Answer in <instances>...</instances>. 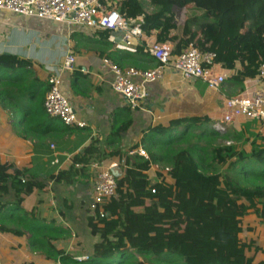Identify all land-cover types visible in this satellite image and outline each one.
<instances>
[{
  "label": "trees",
  "instance_id": "obj_1",
  "mask_svg": "<svg viewBox=\"0 0 264 264\" xmlns=\"http://www.w3.org/2000/svg\"><path fill=\"white\" fill-rule=\"evenodd\" d=\"M112 1L123 17L143 18L145 35L154 33L156 42L169 39L173 56L183 54L191 44L201 53H212L213 63L235 72L232 82L240 86V92L243 82L254 78L264 64V0H148L155 8L152 13L144 11L142 0ZM178 11L182 21L177 20ZM109 35L106 30L91 34L96 37L91 41L98 46L100 56L121 68L146 70L149 64L157 65L142 46L133 53L113 49ZM28 67L24 59L0 55L1 71L19 73L8 78L28 77ZM45 92L37 99L38 108L41 105L46 115L42 118L44 127L50 118L43 107ZM211 124L206 116H199L171 120L166 126L150 125L139 143L147 159L114 150L118 159L125 156L126 169L117 179L116 197L101 205L106 215L88 217L90 233L98 241L86 260H76L72 253L54 246V242L71 237L68 229L43 218L38 206L31 211L22 208L25 197L43 192L44 184L33 176L26 178L22 169L9 173L12 167L0 160V235L24 237L28 248L51 264H146L144 260L150 264H264L259 259L263 254L261 233L247 239L243 227L247 218L264 221V184L240 187L228 176L205 169L199 143L179 146L192 131H200L195 136L198 141L216 137L218 134L209 129ZM60 125V129H71ZM130 126V118L113 122L107 142L118 144ZM244 136L242 131L238 134L239 138ZM250 145L249 153L231 145L215 147L211 163L224 167L260 160L264 165V136H254ZM153 164L169 167L172 180L155 184L154 194L148 179ZM256 174L264 179V167ZM8 195L12 199L2 202ZM138 206L144 207L143 213L132 210ZM246 232L252 230L248 227Z\"/></svg>",
  "mask_w": 264,
  "mask_h": 264
},
{
  "label": "crops",
  "instance_id": "obj_2",
  "mask_svg": "<svg viewBox=\"0 0 264 264\" xmlns=\"http://www.w3.org/2000/svg\"><path fill=\"white\" fill-rule=\"evenodd\" d=\"M91 34L78 26L0 13V55L24 59L30 70V75L22 80L8 78L12 72L0 70V160L12 167L9 173L15 168L22 169L26 171V178L33 176L44 184L43 192L35 191L25 197L22 208L31 211L38 206L43 218L68 229L71 237L57 241V244L70 243L71 239L76 242L75 248L70 245L69 250L75 252V256L81 252V256L75 258L89 255L98 241L87 225L88 217L92 215L89 210L94 176L91 165L100 161L106 166L119 162L121 158L114 153L117 148L125 155L130 150L140 149L142 132L150 125L166 126L171 120L206 116L213 123L209 125L210 131L216 132L213 126L222 120L224 101L240 93V86L232 82L235 72L220 65L216 71L227 79L218 92L208 89L200 81L180 79L168 69L162 80L147 84L148 97L143 109L130 110L125 100L110 89L111 76L103 75L101 70V60L105 56L96 52L98 46L91 41L95 37ZM116 37L120 35L116 34ZM145 37L146 43L139 45L143 49L145 44L156 41L154 33ZM64 45L75 54L76 68L72 73L61 75V89L77 116L87 123L83 129H60V122L53 118H49L44 127L42 118L46 115H43L41 105L38 108V96L48 88L47 77L60 71ZM111 45L113 49L130 53L138 47ZM94 46L95 52L91 51ZM154 67L149 64L147 69ZM128 118L131 126L121 134L119 143L109 144L107 137L112 123ZM228 126L233 128L235 136L242 131L251 141L256 135L264 136L261 124L255 120L238 117L225 127L226 131ZM34 127L37 129L32 130ZM42 129L44 131L40 133L38 130ZM135 145L138 147L132 149ZM125 169L118 168L119 178L123 177ZM148 179L152 184L158 182L155 176ZM132 210L141 214L144 207ZM82 227H86L92 239L85 241L80 236L77 229L84 235ZM248 227L252 232L245 229L247 239L261 233L259 246L263 254L259 259L264 261V221L251 218Z\"/></svg>",
  "mask_w": 264,
  "mask_h": 264
},
{
  "label": "built area",
  "instance_id": "obj_3",
  "mask_svg": "<svg viewBox=\"0 0 264 264\" xmlns=\"http://www.w3.org/2000/svg\"><path fill=\"white\" fill-rule=\"evenodd\" d=\"M1 12L78 26L91 33L106 30L110 33L108 41L120 48L137 47L145 42L146 38L141 30L143 18L123 17L116 10L112 0H0ZM116 34L120 37H116ZM64 46L60 71L50 74L46 79L48 88L43 107L50 118L59 120L67 127L83 129L87 123L77 116L71 102L61 89V75L72 73L76 68L75 54L68 45ZM144 50L156 61L157 65L154 68L146 70L134 67L121 68L107 57L101 60L103 75L111 76L110 89L125 100L130 110L143 109L148 97L147 84L162 80L164 72L168 69L180 79L200 81L208 89L216 92L223 87L227 79L225 75L216 71L217 64L213 63L214 55L201 53L192 44L179 56L172 55L169 39L165 42H149L145 44ZM82 72L86 71L82 69ZM223 111L221 122L213 126L220 134H224L225 127L238 117L258 121L264 131V64L259 66L254 78L243 82V90L239 94L224 101ZM135 155L148 158L141 148L127 152V156ZM120 166L126 167L124 158L107 166L101 161L91 165L94 176L89 210L92 215L96 213L100 217L106 215L101 205L104 201L116 197L117 179H119L117 170ZM150 171L158 180L155 184L163 180L172 182L168 174L169 167L153 164ZM155 184L150 185L152 194L155 193ZM75 259L86 260L87 257Z\"/></svg>",
  "mask_w": 264,
  "mask_h": 264
},
{
  "label": "rangeland",
  "instance_id": "obj_4",
  "mask_svg": "<svg viewBox=\"0 0 264 264\" xmlns=\"http://www.w3.org/2000/svg\"><path fill=\"white\" fill-rule=\"evenodd\" d=\"M141 2L143 4L144 11L146 13L149 12L152 13L151 11L155 9L153 6L150 5L148 0H142ZM183 18L184 17L182 15V12L178 11L177 20L182 21ZM91 51L95 52V46L91 49ZM199 133L200 131H192L191 133H188L187 139L184 140L179 146L181 148H186L188 146H192V144L194 143L195 144L199 143V145L204 150V151H200L201 152L200 154L203 159H206L205 162L206 170H208L209 172L226 175L229 178H231L240 187H253L256 185L264 184V179L262 177H258V175L256 174L257 171L260 170V168L264 167V165L259 163L260 160L259 161L246 160L238 164H230V166L226 165L224 167H220L215 164H212L210 160L211 150L218 146L231 145L234 146L237 151H244L245 153H249L251 148L250 145L251 140L249 137L239 138L235 136L233 128L231 127L229 128V126L227 127V131L225 134L218 133L216 137H213L211 135L209 136V139L201 137L200 141H198L197 139H195V136L200 135ZM235 159L236 158H233L230 162H233ZM149 176L153 177L154 174L151 172L149 173ZM150 185H152V183H150ZM11 199H12L11 195H8V197H4L3 199H1V201L5 202ZM250 219L251 218H247L243 220L244 229H246V225L249 224ZM82 228L84 231V235L82 234V232L79 231V229H77V232L80 233V236H83L85 238L84 239L85 241L92 239V236L87 234L86 227H82ZM75 243L76 242H74L71 239L70 243L64 241V243L60 245L57 244V242H54V245L56 244V246L62 248L64 252L72 253V255L74 256L75 252H69V250H70V245L72 248L73 247L75 248L76 245ZM79 244H81V242H79ZM80 254L81 252L78 254V256H81ZM78 256H74V257H78ZM144 262L146 264H150V261L146 262L144 260ZM0 264H51V262L46 261L42 255H39L33 252L32 250H30L26 244V239L24 237H20V236L7 237L0 235Z\"/></svg>",
  "mask_w": 264,
  "mask_h": 264
}]
</instances>
